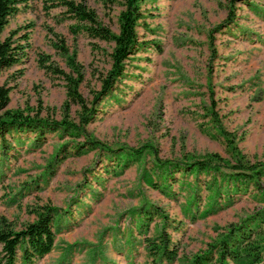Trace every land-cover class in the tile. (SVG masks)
<instances>
[{"label":"rangeland","instance_id":"rangeland-1","mask_svg":"<svg viewBox=\"0 0 264 264\" xmlns=\"http://www.w3.org/2000/svg\"><path fill=\"white\" fill-rule=\"evenodd\" d=\"M60 1L24 0L9 18L2 38L16 31L25 55L0 72L8 89L0 115L66 119L79 134L50 131L35 145L30 131L0 139V217L18 229L40 206L60 210L55 244L35 264H153L145 237L163 229L178 254L159 264H188L262 203L250 187L230 205L209 209L199 185L188 208L193 177L176 172L163 189L155 164L208 154L233 160L231 145L252 162L264 159V0H139L137 49L97 97L113 43L74 31L77 21ZM83 2L118 32L122 0ZM69 58L82 75L86 110L53 71L75 76ZM128 148H141L142 156L124 166L115 156ZM156 210L167 216L165 225Z\"/></svg>","mask_w":264,"mask_h":264},{"label":"trees","instance_id":"trees-1","mask_svg":"<svg viewBox=\"0 0 264 264\" xmlns=\"http://www.w3.org/2000/svg\"><path fill=\"white\" fill-rule=\"evenodd\" d=\"M22 1L24 0H0V72L19 63L21 57L25 55L24 46L15 44L12 38L16 31H13L11 36L2 38L9 18L19 11V4ZM83 1H60V4L77 21V25L73 26L74 31H83L93 38L113 43L110 54L112 66L102 79L101 89L95 96L97 97L110 91L117 77L123 73L124 61L137 49L136 26L140 18L139 0H122L123 8L118 16L117 33L101 24L97 20L96 13ZM22 39L27 41L28 34H24ZM60 47L63 45L61 44ZM68 63L75 76L56 68H53V71L63 74L67 81V96L73 103L82 105L86 110L85 100L78 92L82 79L78 64L73 58H69ZM7 103L8 89L0 86V112L5 109ZM67 105L68 102H66ZM62 130L66 133L69 131L70 135L79 134L76 125L66 119L50 120L37 115L24 114L20 110H6L0 115V139L2 140L6 133L30 131L35 133L31 143L35 145L43 141L46 132ZM16 138L20 141L19 137ZM90 143H94L93 145L100 149L106 147L100 142L88 140L87 144L90 147H93ZM78 145H75V149ZM3 148L5 149L4 142H2L1 151H4ZM231 149L233 160L208 154L200 158L187 156L185 159H168L155 164L158 171L157 177L163 182V189L168 187L170 179L174 180L176 172L193 177L194 185L189 184L192 194L186 200L188 208L195 202L199 185H203L207 191L209 209L213 206L230 205L234 195L246 192L250 187L255 191V197L262 203V206L254 213L245 216L238 223L228 225L226 231L218 239H214L205 251L192 255L188 264H210L212 261L218 264H264V159L252 162L234 145H231ZM106 151L115 153L112 149ZM4 153L2 152L1 155ZM141 156V148H128L118 151L115 157L121 165L125 166L130 161L139 160ZM144 173V177L154 185L152 172ZM144 211L150 212L148 208ZM35 213L34 220L23 224L18 229L4 217H0V264H35L51 252L56 239L55 226L62 214L58 208L50 205L40 206ZM156 213L162 215V223L165 225L168 221L167 216L158 210ZM145 243L153 264H159L162 260L171 263L177 257L178 247L172 244L170 235L164 229L156 236H146Z\"/></svg>","mask_w":264,"mask_h":264}]
</instances>
